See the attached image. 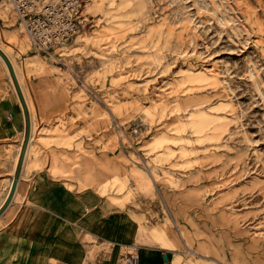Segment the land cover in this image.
<instances>
[{
  "label": "rangeland",
  "instance_id": "rangeland-1",
  "mask_svg": "<svg viewBox=\"0 0 264 264\" xmlns=\"http://www.w3.org/2000/svg\"><path fill=\"white\" fill-rule=\"evenodd\" d=\"M0 6V49L39 106L33 167L127 209L171 264H264V0H88L91 24L46 58Z\"/></svg>",
  "mask_w": 264,
  "mask_h": 264
},
{
  "label": "crops",
  "instance_id": "crops-1",
  "mask_svg": "<svg viewBox=\"0 0 264 264\" xmlns=\"http://www.w3.org/2000/svg\"><path fill=\"white\" fill-rule=\"evenodd\" d=\"M4 36L11 41L14 32L5 29ZM33 107L38 121L39 106ZM30 115L19 88H12L0 71V206L19 172L14 194L0 214V264H122L130 253L138 264H171L168 249L142 243L127 209L109 202L91 184L78 187L49 158L33 167L36 158L28 160ZM24 145L27 152L20 160ZM119 147L128 150L120 141Z\"/></svg>",
  "mask_w": 264,
  "mask_h": 264
},
{
  "label": "built area",
  "instance_id": "built-area-1",
  "mask_svg": "<svg viewBox=\"0 0 264 264\" xmlns=\"http://www.w3.org/2000/svg\"><path fill=\"white\" fill-rule=\"evenodd\" d=\"M23 27L32 52L46 58L56 48L63 47L90 23L89 15L83 13L88 0H5ZM117 127L118 140L122 142L123 132ZM124 135L130 142L131 137L139 134L138 125L128 128ZM124 264H138L136 254L130 253L123 259Z\"/></svg>",
  "mask_w": 264,
  "mask_h": 264
},
{
  "label": "bare ground",
  "instance_id": "bare-ground-1",
  "mask_svg": "<svg viewBox=\"0 0 264 264\" xmlns=\"http://www.w3.org/2000/svg\"><path fill=\"white\" fill-rule=\"evenodd\" d=\"M2 3H3V2H2ZM2 3H1V4H2ZM2 11H3V10L1 9V6H0V17H4ZM79 40H80V41H83V42H84V41H87V40H88V39H87V35H85V34H84V35H80V36H79ZM0 50H1L2 53L7 57V59L9 60V62H10V64H11V67H12V70H13V74H14V78H15V81H16V83H17V86H18L19 90L21 91V95H22V97H23V100H24L26 106L29 108V111H30V113H31V115H30V124H29V132L31 133V130H32L31 125L33 126V122L31 121V120H32V117H33V107H32V104H31V102H30V99H29V97H28V94H27V92H26V88H25V86H24V84H23V82H22V80H21V75H20L19 69L13 64L11 58H9V56L7 55V53H6L4 50H2V49H0ZM0 59L2 60L3 64H4V65L6 66V68H7V65H6L4 59L1 57V55H0ZM28 68H29L30 70H33L35 73H38V72L44 70V67L41 66V65L38 63V61L35 60V59L30 60V61L28 62ZM26 152H27V145H26L25 151H24V153H23L24 157H25ZM101 183H102V182H101ZM3 202H4V201H3Z\"/></svg>",
  "mask_w": 264,
  "mask_h": 264
},
{
  "label": "water",
  "instance_id": "water-1",
  "mask_svg": "<svg viewBox=\"0 0 264 264\" xmlns=\"http://www.w3.org/2000/svg\"><path fill=\"white\" fill-rule=\"evenodd\" d=\"M0 55L1 57L4 59L10 73H11V76L12 78L15 80L14 78V74H13V70H12V67H11V64L9 62V60L7 59V57L2 53V51L0 50ZM26 143V142H25ZM24 148H25V145H24ZM22 156H23V153L21 154V157H20V160H22ZM21 162V161H20ZM18 175H19V172L16 171L15 175L12 177V180H11V185L9 187V190H8V193H7V196L4 200V202L2 203V205L0 206V214L1 212L5 209V207L9 204L13 194H14V191H15V188H16V184H17V180H18Z\"/></svg>",
  "mask_w": 264,
  "mask_h": 264
}]
</instances>
